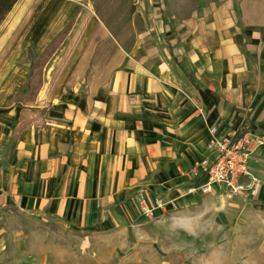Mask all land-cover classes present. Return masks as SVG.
I'll return each instance as SVG.
<instances>
[{
  "label": "crops",
  "instance_id": "crops-1",
  "mask_svg": "<svg viewBox=\"0 0 264 264\" xmlns=\"http://www.w3.org/2000/svg\"><path fill=\"white\" fill-rule=\"evenodd\" d=\"M53 1L68 8L48 29L50 37L77 9L65 4L66 0ZM24 10L21 15L28 14ZM13 11L15 14L14 7L6 19ZM163 14L161 11L158 29L168 32L172 26L162 19ZM30 29V23L25 25L22 36ZM90 31L65 80L54 87L58 101L49 109L62 117L48 116L44 125L24 127L1 179L5 191L21 187V201L5 203L14 205V210L27 211L36 224L43 226L52 218L58 224L92 232L141 227L140 195L149 203L156 196L174 199L178 205L190 201L189 193L195 192L190 188L202 180L192 173L193 164L209 155L206 142L211 124L220 122L222 132H233L248 119L247 131L264 136V95H260L264 75L255 84L245 78V91L240 93L227 91L209 73L211 81L207 83L213 90L201 89L196 84L208 66L198 54L185 56L187 48L181 44L163 50L162 55L155 51L147 56L142 44L129 49L109 24L95 21ZM79 32L72 42L75 46ZM168 39L173 46V39ZM28 43L23 49L27 50ZM71 58L65 56L59 68ZM210 64L225 70L231 60H211ZM256 94L257 100L250 106ZM198 104L205 110V120L196 110ZM251 148V170L264 185V142L252 141ZM17 169L18 179L17 173L14 175Z\"/></svg>",
  "mask_w": 264,
  "mask_h": 264
},
{
  "label": "rangeland",
  "instance_id": "rangeland-1",
  "mask_svg": "<svg viewBox=\"0 0 264 264\" xmlns=\"http://www.w3.org/2000/svg\"><path fill=\"white\" fill-rule=\"evenodd\" d=\"M65 2L87 11L78 39L87 34L89 23L94 19L97 23L109 24L116 37L129 49L142 44L147 56L154 55L155 51H160L157 55H162L163 50H171L176 44L187 48L184 54L189 58L198 54L208 66L203 72L204 77L201 76L196 84L198 88L212 89L208 85L211 81L209 73L217 77L222 83L220 86L227 91H245L242 87L245 78L251 84L263 80L264 0ZM24 8L28 14L21 15ZM67 8L62 2L53 0H18L15 14L13 11L0 24V58L4 56L0 75L1 68L14 60L8 72L0 77V264H264V193L255 197L245 194L231 196L223 185L214 186L206 192L196 190L189 193L190 201L179 203L177 209L166 212H158V209L153 218L140 213L143 217L140 219L141 227L133 225L101 232L58 224L52 218L42 226L32 221L27 211L14 210V205L5 203L21 201V187L17 181V190L5 191L1 188L12 149L24 127L44 125L45 119L50 116L51 106L58 101L53 94L60 68L54 73L42 103L36 102V98L43 85V74L38 92L29 90L27 97L30 99L27 102L22 103L25 101L22 98H25L28 76L37 66V59L58 34L50 37L48 29L61 19L60 14ZM161 11L164 12L162 19L172 26L168 32L158 29V24L162 23L159 17ZM29 23L33 29L22 36V28ZM178 31L181 34L175 36ZM90 35L91 31L87 38ZM168 38L173 39V46ZM27 41V50L18 52ZM10 42L12 49L4 55ZM74 48L75 42L70 45L66 58L72 57ZM24 51L27 56H24ZM169 54L172 56V51ZM211 60H231V66L223 70L217 64L219 68H214ZM241 75L247 77L241 78ZM35 84L36 81L32 86ZM19 89L22 95L17 98ZM242 95L245 97V94ZM257 97L258 94L250 100V106ZM261 99L264 102V97ZM197 106L203 109V117L199 115L205 120L204 108L200 104ZM213 124L220 127V122ZM248 125L250 120L246 119L233 132L220 131L240 137L248 132ZM248 134L253 141L256 135ZM16 173L18 179V169L14 175ZM7 184L8 181L4 182L5 187ZM160 197L165 198L156 196L153 203L147 201L153 206Z\"/></svg>",
  "mask_w": 264,
  "mask_h": 264
},
{
  "label": "built area",
  "instance_id": "built-area-1",
  "mask_svg": "<svg viewBox=\"0 0 264 264\" xmlns=\"http://www.w3.org/2000/svg\"><path fill=\"white\" fill-rule=\"evenodd\" d=\"M197 109L198 114L203 117V109L200 106H197ZM207 132L206 149L209 155L196 161L192 170L194 175L202 176V180L190 190L206 192L214 186L223 185L231 196L245 194L255 197L262 193L264 185L251 170L249 162L252 138L248 132L236 137L233 133H222L218 124H211ZM253 142L260 144L264 142V137L256 135ZM137 203L140 213L148 218H153L160 211L166 212L178 207L174 199L161 197L157 198L152 206L143 195L138 197Z\"/></svg>",
  "mask_w": 264,
  "mask_h": 264
},
{
  "label": "bare ground",
  "instance_id": "bare-ground-1",
  "mask_svg": "<svg viewBox=\"0 0 264 264\" xmlns=\"http://www.w3.org/2000/svg\"><path fill=\"white\" fill-rule=\"evenodd\" d=\"M18 2V1H17ZM17 6V3L14 5V8ZM87 15V11L86 10H81V12L79 13L76 22L74 24V26L72 27V30L70 31L69 35L66 37V39L62 42V44L59 46V48L56 50V52L53 54V56L49 59V61L46 63L45 67H44V71H43V85L37 95L36 98V102L38 103H42L46 97V92L47 89L49 88V85L51 83L52 77L54 75V73L56 72V70H58V68L60 67V65L62 64L68 50H69V46L72 44L74 38L77 36L78 32L80 31L83 22L86 18ZM64 19V18H63ZM5 21V20H4ZM63 21V20H62ZM61 21V22H62ZM95 24V20H91L88 26V30H87V34H85L76 44L73 52H72V58L69 59L66 63L63 64V66L60 68L59 74L57 76L56 79V88H58L63 81L65 80V77L67 76V73L74 61L75 58L78 57V55L80 54L88 33L90 32V30L93 28ZM13 44L12 42H10L5 50H4V55H8L11 48H12ZM24 47L20 48L18 52H20ZM24 56H25V51H24ZM4 56L2 58H0V67L3 60ZM14 63V60H10L7 65L4 66V68H1V75L0 77H3L8 70L10 69V67H12Z\"/></svg>",
  "mask_w": 264,
  "mask_h": 264
},
{
  "label": "trees",
  "instance_id": "trees-1",
  "mask_svg": "<svg viewBox=\"0 0 264 264\" xmlns=\"http://www.w3.org/2000/svg\"><path fill=\"white\" fill-rule=\"evenodd\" d=\"M18 0H0V24L3 22V20L6 18V16L8 15V13L12 10V8L14 7V5L16 4ZM80 8L78 7L75 11V13L73 14V16L71 17V19L67 22V24L58 32V34L56 35V37L52 40L53 43H49L46 48L43 51V54H41V56L37 59L38 63L37 66L34 68V71L32 73V75H29L28 78L29 79V84L26 86V90L24 93V97L22 98L25 101H22L20 98L18 100H21L22 103L23 102H27L26 100L30 99L28 96V91L33 89V92L35 93L37 90H39L40 86H41V79H42V72H43V68L46 64V62L48 61V59L50 58V56L54 53V51L59 47V45L61 44V42L63 41V39L66 37V35L69 33L77 14L79 13ZM45 52H47V55L45 54ZM36 81V84L34 86H32V84ZM23 87V85L21 86V88ZM33 87V88H32ZM38 92V91H37ZM22 95V90H18L16 96L21 97ZM260 95H264V87L263 90L261 92ZM48 114L51 117H56V118H60L62 117V113L56 112V111H52L50 110L48 112ZM22 129V128H21Z\"/></svg>",
  "mask_w": 264,
  "mask_h": 264
}]
</instances>
